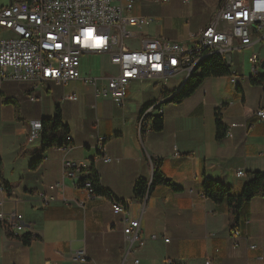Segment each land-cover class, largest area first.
<instances>
[{
    "label": "crops",
    "instance_id": "crops-1",
    "mask_svg": "<svg viewBox=\"0 0 264 264\" xmlns=\"http://www.w3.org/2000/svg\"><path fill=\"white\" fill-rule=\"evenodd\" d=\"M15 1L0 0V8ZM170 1L136 2L134 15L155 19L141 27H153L151 31L136 32L141 38L168 39L165 14L173 4L164 5ZM208 1L209 12L191 18L190 36L210 23L223 2ZM3 31L12 36L0 28ZM189 35L183 34L182 42H190ZM257 46L260 64L258 76H253L249 57ZM242 51L249 52L248 72ZM231 61V73L245 79L234 85L230 75L209 77L182 103L171 101L186 83L182 77L166 85L134 81L123 107L109 98L96 99L95 89L81 81L35 87L0 79V213L7 217L0 221V264H73L71 253L80 248L87 253L85 264H264V196L244 205L233 228L226 204L214 202L203 190L204 176L237 193L248 173H264V120L256 114L264 108V38L232 50ZM78 88L88 91L79 95ZM69 93H76L78 101L67 99ZM57 106L71 139L68 146L42 154L40 138L29 141L31 125L53 117ZM152 107L149 114L164 117L161 131L153 129L150 119L143 124V113ZM218 109L226 130L236 124L231 135L225 132L221 139L216 136ZM98 136L104 137L110 162L98 157L103 155ZM41 156L42 162L33 168ZM65 160L78 169L76 176L63 175ZM157 167L175 188L152 184ZM92 168L110 197H87L83 181ZM240 170L244 176H238ZM139 179L148 182L143 199L134 194ZM58 182L64 183L63 193L54 188ZM43 193L57 199L44 206ZM114 200L126 205L130 218H141L142 247L135 244L125 251L123 217L113 212ZM17 225L23 229L17 230ZM236 231L239 235L234 236ZM25 234L36 238L23 244L17 236Z\"/></svg>",
    "mask_w": 264,
    "mask_h": 264
},
{
    "label": "built area",
    "instance_id": "built-area-1",
    "mask_svg": "<svg viewBox=\"0 0 264 264\" xmlns=\"http://www.w3.org/2000/svg\"><path fill=\"white\" fill-rule=\"evenodd\" d=\"M113 1L18 0L1 8L0 28L12 33L0 40L1 80L31 83L35 87L46 82L67 86L72 81H81L95 89L96 99L109 98L123 107L134 81L164 79L166 85L170 79L185 77L201 59V54H219L231 64L232 50L251 46L264 38V0H224L211 22L197 34H191L190 42L145 37L136 46L128 42L137 37L129 28L143 27L155 19L132 14L136 3L131 0H120L117 4ZM194 46H201L200 55H190V48ZM87 54L107 56L116 71L83 76L81 57ZM178 60H186L184 69H175ZM249 61L253 76H258V54H252ZM239 78L246 77L234 73L231 82ZM65 97L72 101L79 99L76 93ZM152 109L143 114V124ZM256 114L264 120V108ZM41 132L42 121H34L29 141L39 140ZM97 144H103V155L98 157L110 162L104 137L98 136ZM77 170L70 161H63V175L76 176ZM237 174L244 176L245 172L240 170ZM83 187L87 197H93L89 180L84 181ZM54 188L63 193L64 183L58 182ZM56 199L53 195H40L44 206ZM63 200L68 203L67 198ZM112 208L115 214L123 216L125 251H131L135 244L142 247L145 241L141 218H130L122 203L113 201ZM0 221H7L4 213H0ZM16 229L22 230L23 225H17ZM72 259L74 264H85V249L74 250ZM138 262L135 260L136 264ZM166 264H170V260Z\"/></svg>",
    "mask_w": 264,
    "mask_h": 264
},
{
    "label": "trees",
    "instance_id": "trees-1",
    "mask_svg": "<svg viewBox=\"0 0 264 264\" xmlns=\"http://www.w3.org/2000/svg\"><path fill=\"white\" fill-rule=\"evenodd\" d=\"M231 65L224 60L219 54H211L206 58L202 59L199 68L196 72L192 73L187 79L183 87L172 96L171 101L175 103H182L184 100L192 96L196 90L203 84L204 80L213 76H225L231 75ZM252 80H258L253 79ZM151 104V103H150ZM150 104H147L149 106ZM216 136L218 139L224 137L226 129L221 118V110L216 111ZM147 119L152 121V127L155 131H161L164 127V117L162 114L147 116ZM70 133L68 124L63 120L62 110L59 106L56 107V113L51 118H45L42 120V132L40 134L41 151L42 154L53 147L63 148L69 145L67 140ZM43 157L36 159L32 167H37L42 162ZM91 175L88 179L93 186L95 196H108L111 194L108 190L100 184L98 175L95 170L91 169ZM153 183H164L172 186L170 180L167 179L165 174L157 167L153 177ZM85 181V180H84ZM148 182L145 179H139L134 185V194L137 199H143L149 190ZM6 188V187H5ZM203 190L204 195L216 203H225L230 213L231 226L234 228L238 227L239 218L244 205L251 201L254 197L262 195L264 196V173L254 172L248 173V180L245 183L243 189L237 193L233 191L230 186L204 176L203 179ZM1 224V222H0ZM3 224V223H2ZM6 227L8 225L4 224ZM23 244H30L36 236L31 234H25L17 236Z\"/></svg>",
    "mask_w": 264,
    "mask_h": 264
},
{
    "label": "rangeland",
    "instance_id": "rangeland-1",
    "mask_svg": "<svg viewBox=\"0 0 264 264\" xmlns=\"http://www.w3.org/2000/svg\"><path fill=\"white\" fill-rule=\"evenodd\" d=\"M141 0H135L136 2H139ZM143 1H147V0H143ZM185 1V0H184ZM174 6H173V5ZM167 5H172L170 6L168 9V13L166 12L165 14V20H166V24L167 27L169 28V31H167V36L169 40L172 41H183L181 39L183 34L184 35H189V29L191 27V18L199 13L200 16H204L206 13L209 12V9L212 5V2L208 1V0H201V1H194V0H190V1H185V4L180 2V0H171L169 4L164 5L165 7H167ZM154 17H156L155 15H153ZM143 28V27H142ZM141 27H135V28H130L131 30H134L136 32H138L139 34H141V32H146L147 31H151L153 27H145L144 29H142ZM4 30V29H3ZM135 38V40L132 41H128V42H132L133 45H138V41L141 39V35H139ZM10 33L9 32H2L0 33V40L2 38H6L9 37ZM190 36V35H189ZM259 46L256 47L255 49V53H259ZM248 53L249 52H244L242 51V57L244 59L245 63V70L246 72L249 71V64H248ZM244 54V55H243ZM110 60L107 56L105 55H100V54H87V55H83L81 57V66H80V70L83 76H87V75H92V76H99L103 73H112L115 72L116 69L113 65L109 64ZM182 79H184L183 76ZM0 79H1V72H0ZM84 83V82H83ZM84 85H88L86 83H84ZM148 85V84H146ZM145 85V86H146ZM88 87V86H86ZM88 90H84V89H80L78 88V93L80 95V93H87ZM96 148V146H95Z\"/></svg>",
    "mask_w": 264,
    "mask_h": 264
},
{
    "label": "bare ground",
    "instance_id": "bare-ground-1",
    "mask_svg": "<svg viewBox=\"0 0 264 264\" xmlns=\"http://www.w3.org/2000/svg\"><path fill=\"white\" fill-rule=\"evenodd\" d=\"M157 1H162V0H157ZM169 1V0H168ZM167 1V2H168ZM224 1V0H223ZM16 2V1H15ZM163 2V1H162ZM14 3V2H13ZM131 3H135V0H131ZM9 6V5H8ZM7 7V6H6ZM3 8V7H2ZM1 9V8H0ZM217 13V12H216ZM132 14H133V12H132ZM215 16V15H214ZM213 19V18H212ZM211 22V21H210ZM206 27V26H205ZM205 27H203V28H205ZM133 28H135V27H133ZM130 29V28H129ZM202 29V28H201ZM6 30V29H5ZM131 30V29H130ZM131 31H133L134 33H136V31H134V30H131ZM200 31V30H199ZM137 34V33H136ZM194 34H197V33H194ZM137 36H138V34H137ZM143 38H145V37H143ZM157 38H161V37H157ZM166 39V38H165ZM249 47V46H248ZM246 48V47H245ZM243 49V48H242ZM201 54V46H194V47H191L190 48V55H200ZM257 54V53H256ZM209 55H211V54H201V59H199L198 60V63H196V66L195 67H193V68H190V70H189V73H187L186 74V76L184 77L185 78V81H187V79L191 76V74L192 73H194V72H196L197 70H198V68H199V64H200V62H201V60L202 59H204V58H206L207 56H209ZM252 56V55H251ZM250 56V57H251ZM259 56V55H258ZM249 57V58H250ZM229 63V62H228ZM230 64V63H229ZM230 65H232V61H231V64ZM186 67V60H178L177 62H175V69H184ZM234 74V73H233ZM232 75V74H231ZM230 75V76H231ZM182 76V75H181ZM178 77H180V76H178ZM152 80H155V81H162V82H164V79H152ZM237 81L238 80H233L232 81V83L234 84V85H236L237 84ZM126 101V100H125ZM153 107H155V106H153ZM260 110V109H259ZM145 113V112H144ZM143 113V114H144ZM149 115V114H148ZM147 115V116H148ZM143 116V115H142ZM143 118V117H142ZM146 120H147V117H146ZM235 126V125H234ZM232 125L230 126V127H228L227 128V130H226V135H231V130H232ZM68 140H70L71 139V137L70 136H68V138H67ZM98 148L99 149H102V145L101 144H98ZM70 165H73L72 164V162H70ZM73 177V176H72ZM83 184H84V181H83ZM90 189H93V186H92V183L90 182ZM93 196H95V194L93 193ZM115 201V200H114ZM113 202V201H112ZM116 203H121V202H118V201H116ZM122 204H124V203H122ZM124 206L126 207V205L124 204ZM126 209H127V207H126ZM128 211V210H127ZM123 217V216H122ZM142 229V228H141ZM236 232H238V235H239V231H236ZM143 236V235H142ZM234 236H237L236 234H234ZM144 241H145V239H144ZM81 249V248H80ZM83 249H85V248H83ZM77 250V249H76ZM86 251V250H85ZM73 252V251H72ZM87 254V253H86ZM71 255H72V253H71ZM73 260V259H72ZM208 264L210 263V262H207ZM73 264H74V262H73ZM170 264H172L171 262H170Z\"/></svg>",
    "mask_w": 264,
    "mask_h": 264
}]
</instances>
